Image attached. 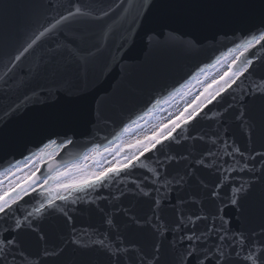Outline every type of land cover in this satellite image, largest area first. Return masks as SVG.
Instances as JSON below:
<instances>
[{
  "label": "water",
  "instance_id": "obj_1",
  "mask_svg": "<svg viewBox=\"0 0 264 264\" xmlns=\"http://www.w3.org/2000/svg\"><path fill=\"white\" fill-rule=\"evenodd\" d=\"M70 2L75 0H0V172L7 170L9 164H20L26 157H35L33 153L40 152L46 158V154L59 151L40 166L38 175L47 176L50 166L78 159L96 144L103 146L116 141V134L125 124L159 106L174 95V90H180L216 62L222 53L236 50L238 44L251 39L253 34L258 36L255 27L264 10V0H80L88 15L73 21H60L57 25L60 17L67 15ZM105 11L109 14L98 18ZM45 28L49 33L24 56L19 68L8 78L4 62L25 46L29 37L34 33L39 35ZM65 36L75 37L77 43L93 55L87 65L71 61L64 68L63 62L58 61L62 72L53 77L52 57L61 51ZM245 55L255 62L253 78L258 80L264 76V41L250 46ZM247 84L245 81L241 88L234 86L233 95L240 97L241 89ZM229 101L236 108L240 107L238 101L226 95L221 104L204 109L208 112L206 117H198V122L193 121L189 127L178 130V142L162 149L169 155L188 157L168 167L172 188L152 193V198L161 201L157 214L168 226L163 235H154L147 227L142 233L130 234L125 228L126 217L120 209L147 211L151 203L149 198L127 195L117 202V209L107 205L125 243L135 241L148 251H151L152 242L160 243L165 260L172 264L189 245V241L180 239L184 234L178 227L181 220L185 229L194 228L196 232L214 223L217 228L223 224L232 234L242 232L253 238L251 234L255 233V238L264 239L261 236L264 232L262 166L257 164L254 172L243 170L244 162L239 155L233 158L227 152H221L211 163L206 161L204 167L198 163L206 148L217 153L222 146L217 141V147H212L210 142L206 144L195 137L205 133L211 135L217 130L222 139L229 144L234 141L246 156L251 154L255 158V153L264 152V99L249 98L248 107L254 109L250 114L255 125L251 138L246 134V127L238 126L239 121L233 113L225 118L222 128L218 119L212 122L214 116H221ZM67 139L73 140L75 146L68 145ZM146 155L153 156L152 153ZM153 167V163L144 161L132 177L118 178L115 184L105 185L100 196L118 194V189L130 185L131 179L142 178L144 172L150 174ZM185 171L195 175L185 177L177 186L174 179ZM241 185L244 190L235 192L234 189ZM213 191L219 195L211 196ZM95 195L92 193L93 197ZM231 199H239V206H233ZM23 208L31 210L29 205ZM60 208L70 212L74 224L65 225L57 210L42 222L49 243L39 240L36 233L22 232L25 264H110L101 250L76 249L69 243L73 227L81 235L86 230L92 240L101 239V233L108 236L109 228L101 215L87 204H61ZM5 228L0 216V240L5 236L11 238ZM116 234L113 228V242ZM187 234L192 233L188 231ZM216 239L217 234L207 238L201 256L213 247ZM52 240L66 248L64 256L43 255L46 247L51 248ZM241 260L242 257L232 256L227 264H241ZM188 262L196 264L194 257L188 258Z\"/></svg>",
  "mask_w": 264,
  "mask_h": 264
},
{
  "label": "snow or ice",
  "instance_id": "obj_2",
  "mask_svg": "<svg viewBox=\"0 0 264 264\" xmlns=\"http://www.w3.org/2000/svg\"><path fill=\"white\" fill-rule=\"evenodd\" d=\"M108 14L105 11L98 18L103 19ZM87 15L88 13L81 5L80 0H75V2H70L67 15H62L60 20L57 21V25L60 24V21H73ZM53 31H56L55 27ZM255 32H258L259 35L253 34L251 39H247L243 44L236 46L237 50L243 49V51L240 56L231 60L227 71L219 75L218 78H214L210 84L204 87L203 92L197 95L190 104H186L176 118L167 123L162 122L150 135H145L142 138L136 137L128 142L123 141L124 134L133 133L139 127L137 120H131L116 134L115 139L119 143L116 144L115 148L112 147L113 142L103 146L96 144L89 152L82 154L78 159L72 158L62 161L61 164L55 167L50 166L47 176L38 175L40 168L33 165L27 175L22 176L20 180H16L14 183L10 182L7 189L0 187V216L3 217V223L6 225L4 230L11 237L5 236L0 240V264H17L18 260L19 264H25V242L20 238L22 232L36 233L39 240L44 241L46 244L49 243V236L44 232L42 222L57 210H60L65 225L74 224L73 216L67 209H61V204L72 206L87 204L93 211L100 214L103 221L108 225L109 235L105 236L101 233V239L99 240H92L88 237L86 230H83L81 235L73 227V238L69 240V243L76 249H99L108 256L110 264H168L160 243L152 242L151 251L146 250L145 247L135 241L125 243V238H122L119 233L116 218L108 211L107 205L117 209V202L127 195L149 198L151 203L147 211L137 212L131 208L120 209L126 217L125 228L130 234L142 233L147 227L154 235H163L168 226L166 223H162V217L157 214L160 211L161 201L152 198V193H159L161 188H172L173 180L169 179L171 173L168 171V167L174 163H179L181 160L186 161L188 159L187 156L169 155L162 151L168 144L178 142V130L189 127L193 121L198 122V117H206L208 112L204 111L205 108L209 105L215 107L221 104L225 100V96L229 95L233 101L239 102L240 107L236 108L229 101L224 105L221 116L218 118L214 116L212 122L215 123L218 119L222 128L226 122L225 118L229 113H233L234 118L239 121L238 126L246 127V134L251 138L255 125L250 113L254 109H249L248 101L249 98L253 100L257 98L264 99V76H260L258 80L253 78L255 62L245 53L253 44L264 41V10H262L259 24L255 27ZM48 33L47 28L39 35L34 33L32 37H29L25 46L17 50L14 56L8 57L7 61L4 62V68L9 72L8 78H11L16 69L19 68L24 56L32 51L38 41ZM60 47L61 51L52 57L51 72L53 77L61 75L62 72V68L58 66V61L63 62L64 68L71 61L77 63L82 61L87 65L89 58L93 55L89 49L77 43L75 37L65 36V43L61 44ZM232 51L233 49H229L228 53H222L221 55L227 56ZM219 62V59H217V63ZM245 81H248V84L241 89L240 97L233 95L234 86L235 88H241ZM175 91L178 90H174L172 94H175ZM16 111H19V109H16ZM208 111L210 112L211 109L209 108ZM8 118L10 116L6 119ZM138 119L143 120L144 116L142 115ZM3 122H6V120ZM212 137H216V140H213ZM192 138L189 134V139ZM195 139L204 141L206 144L210 142L212 147H217V141H219L222 146L221 151L217 153H213L211 148H206L198 162L200 167H204L206 161L211 163L219 158L221 152H227L233 158L237 154L239 155L240 161L244 162L243 170L254 172L257 164H260L262 170H264V152L255 153V158L251 154L246 156L234 141L229 144L222 139L220 130L212 132L211 135L208 133L199 135ZM66 143L75 146L74 141L71 139H67ZM148 153H152L153 156L146 155ZM157 153L159 155H156ZM32 155L43 158L40 152ZM208 158H211V160H208ZM29 159L31 158H25L26 163ZM89 160L92 162L91 166L86 163ZM144 161H149L155 165L150 174L144 172L142 178L131 179L130 185L117 190L118 194L110 193L108 196H100V192L105 189V185L115 184L118 178L132 177L138 166ZM213 166L216 167L215 164ZM13 167L19 169V163L9 164L5 174L10 172ZM145 168H147L146 164ZM219 170L217 167V171ZM194 175L195 173L192 171H185L184 175L175 178L174 182L179 186L185 181V177H194ZM200 183L207 187L203 181H200ZM2 184L3 181H0V185ZM125 188L126 190H124ZM243 190V185L238 189H234L235 192H242ZM92 193H96L95 197L92 196ZM210 195L216 197L219 193L213 191ZM25 197L28 199H25ZM230 203L233 206H239L240 201L239 199H231ZM23 205H29L31 210L23 208ZM199 219L197 217V220ZM204 219L207 220L208 217H204ZM178 227L184 230V234L181 235L180 239L189 241V245L183 253L173 259L172 264H189L188 258L193 257L196 264H205L206 261L209 264H211V261H215V264H227L232 256L238 259L242 257L241 264H264V239L255 238V233L251 234L253 238L242 232L232 234L224 228L223 224L217 228L214 223L201 232H196L194 228L185 229L183 220L178 222ZM113 228L117 230L115 242L111 238ZM188 231H191L192 234L188 235ZM213 234H217L213 247L208 248L201 256V249L206 247L207 238H210ZM261 236L264 237V232L261 233ZM51 244V248L46 247L43 251L45 257L54 256L59 258L64 256L66 248L62 243H56L52 240ZM27 255L31 254L28 253Z\"/></svg>",
  "mask_w": 264,
  "mask_h": 264
},
{
  "label": "bare ground",
  "instance_id": "obj_3",
  "mask_svg": "<svg viewBox=\"0 0 264 264\" xmlns=\"http://www.w3.org/2000/svg\"><path fill=\"white\" fill-rule=\"evenodd\" d=\"M215 72V70L213 71V73ZM178 99H179V95H177V96H175L174 98H171L170 100H168L167 101V103H164L163 105H162V109H160V110H157V111H153L152 112V114H153V117H158L159 116V113H161V111H163V112H165V110H167V109H169L170 107H173L174 105H175V103L178 101ZM148 117V116H147ZM147 117L144 119V120H142L141 122H138V125H139V127H138V129H136V130H134V132L133 133H130V134H128V135H124L123 136V138H122V140L123 141H125V142H127V141H130V140H132L138 133H141V132H143V129H144V127H145V122L147 121ZM135 127V126H134ZM113 148H115L114 146H112ZM34 160L31 162V159L30 160H28L27 161V163H26V161L25 162H23L21 165H20V169L22 170V169H25V168H31L34 164ZM86 163H88L90 166H91V160H89V161H86ZM11 172H9V174H10ZM6 178H7V174H3V175H1L0 176V181H5L6 180Z\"/></svg>",
  "mask_w": 264,
  "mask_h": 264
},
{
  "label": "rangeland",
  "instance_id": "obj_4",
  "mask_svg": "<svg viewBox=\"0 0 264 264\" xmlns=\"http://www.w3.org/2000/svg\"><path fill=\"white\" fill-rule=\"evenodd\" d=\"M140 137V136H139Z\"/></svg>",
  "mask_w": 264,
  "mask_h": 264
}]
</instances>
